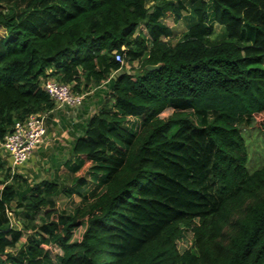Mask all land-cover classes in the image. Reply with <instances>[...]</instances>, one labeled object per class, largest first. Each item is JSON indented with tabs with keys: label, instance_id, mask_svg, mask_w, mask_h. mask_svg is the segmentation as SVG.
<instances>
[{
	"label": "trees",
	"instance_id": "trees-1",
	"mask_svg": "<svg viewBox=\"0 0 264 264\" xmlns=\"http://www.w3.org/2000/svg\"><path fill=\"white\" fill-rule=\"evenodd\" d=\"M44 79L95 85L99 106L69 182L6 169L0 264H264V164L240 129L264 131V0H0V142L55 107Z\"/></svg>",
	"mask_w": 264,
	"mask_h": 264
},
{
	"label": "crops",
	"instance_id": "crops-1",
	"mask_svg": "<svg viewBox=\"0 0 264 264\" xmlns=\"http://www.w3.org/2000/svg\"><path fill=\"white\" fill-rule=\"evenodd\" d=\"M83 105L72 109L56 104L50 112H45L46 136L30 158L17 167L16 170L19 173L34 182L43 179H59L69 182V170L66 167V162L72 158L75 139L81 132L80 129H76L75 125L85 123L95 110V108H83ZM80 109H84L81 114L79 113ZM2 142H0V158L4 161L5 167L0 169L2 173L0 179H4L7 168L12 169L11 155L4 148ZM41 173L45 175L42 176ZM35 177L37 178L35 179Z\"/></svg>",
	"mask_w": 264,
	"mask_h": 264
},
{
	"label": "built area",
	"instance_id": "built-area-1",
	"mask_svg": "<svg viewBox=\"0 0 264 264\" xmlns=\"http://www.w3.org/2000/svg\"><path fill=\"white\" fill-rule=\"evenodd\" d=\"M115 57L118 61L124 62L120 52H116ZM42 86L59 106L77 109L83 104L84 94L75 92L71 84L55 79H44ZM46 132V113H32L25 119L15 122L2 142L11 155L12 170L16 171L17 167L30 158L33 151L43 142Z\"/></svg>",
	"mask_w": 264,
	"mask_h": 264
},
{
	"label": "rangeland",
	"instance_id": "rangeland-1",
	"mask_svg": "<svg viewBox=\"0 0 264 264\" xmlns=\"http://www.w3.org/2000/svg\"><path fill=\"white\" fill-rule=\"evenodd\" d=\"M152 2H148V6H150ZM165 23L172 27L173 36L170 38L172 43H176L179 39L182 38L184 31L186 30V25L183 20L179 22H175L173 17L170 15L165 18ZM216 31L214 37H221L223 35V30L220 25H215ZM134 66H139V62H134L130 64L129 62H124L123 70L133 71ZM122 70V71H123ZM96 86H90L89 89H83L82 94H84V105L83 108H96L99 106L98 104V96L96 95ZM84 109H80L79 113L83 112ZM256 122H252V124L247 125L245 121H242L240 124L241 133L245 138L247 150H248V162L247 166L249 170L254 171L258 169L264 164V131L260 130ZM16 172H18L16 170ZM0 172V176H1ZM42 176L45 174L41 173ZM37 177H35L36 179ZM99 183L98 178L95 181V184H91L85 191V194L89 196L90 200L94 199L98 194L101 193L102 189L96 192L95 187ZM57 206L59 210H72L80 201L79 196H74L72 198H68L65 195H60L57 198ZM87 200H83L86 202ZM15 204V203H14ZM12 222L14 226L18 225V217L14 214L11 215ZM192 240V233L189 230H185L184 237L179 241V247L184 249L189 246Z\"/></svg>",
	"mask_w": 264,
	"mask_h": 264
},
{
	"label": "water",
	"instance_id": "water-1",
	"mask_svg": "<svg viewBox=\"0 0 264 264\" xmlns=\"http://www.w3.org/2000/svg\"><path fill=\"white\" fill-rule=\"evenodd\" d=\"M157 66H153V65H148V68L149 69H154V68H156Z\"/></svg>",
	"mask_w": 264,
	"mask_h": 264
}]
</instances>
